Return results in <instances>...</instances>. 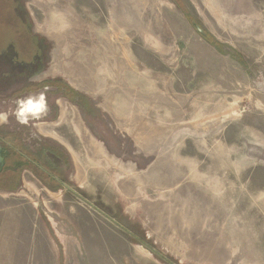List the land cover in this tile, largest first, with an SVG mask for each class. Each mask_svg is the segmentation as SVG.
<instances>
[{"label":"rangeland","instance_id":"rangeland-1","mask_svg":"<svg viewBox=\"0 0 264 264\" xmlns=\"http://www.w3.org/2000/svg\"><path fill=\"white\" fill-rule=\"evenodd\" d=\"M6 13L78 100L47 127L0 88L1 129L56 150L44 165L65 184L0 186V264H264V0H0Z\"/></svg>","mask_w":264,"mask_h":264},{"label":"flooded vegetation","instance_id":"flooded-vegetation-1","mask_svg":"<svg viewBox=\"0 0 264 264\" xmlns=\"http://www.w3.org/2000/svg\"><path fill=\"white\" fill-rule=\"evenodd\" d=\"M7 14H0V88L5 85L3 89H7L10 96L8 97L12 112L16 113L20 119L25 117L27 120H36L41 116L44 120L41 124L47 127L50 123L53 124L48 122V120H52L53 109H56L58 115H61L60 122L65 125L70 121H75L74 115L71 117L72 119L67 118L66 108L62 104L64 101L78 100V94L72 83L61 75L64 72L61 70L59 61L52 60L53 64L50 65L51 59H55V56H52L49 62L46 61V55H44L41 45L42 37L32 36L33 41L27 42L24 39L25 28L21 26L18 30L11 29ZM12 33H21V35L13 37L10 35ZM73 92L75 93L74 98L72 97ZM11 99L13 100L11 101ZM30 99L34 102L40 100L43 105L42 109L37 110L32 105H26L25 102ZM2 121L5 122L4 118ZM26 124L30 123L26 122ZM9 140L15 141L10 142ZM21 142L22 140L15 136L12 130H3L0 127V157L3 159V167L0 171L3 182L0 186L11 189L17 185L19 177L29 171L48 189H54L55 186L64 187L62 179L56 176L54 178L44 165L46 163L49 167L54 168L55 165L51 164L53 160L49 156L53 157L59 153L41 145L37 154H31L23 148ZM63 145L65 149L66 146L68 150L73 149L70 142L66 144L64 141ZM61 161L63 162V159ZM9 171L12 175H5V172Z\"/></svg>","mask_w":264,"mask_h":264},{"label":"bare ground","instance_id":"bare-ground-1","mask_svg":"<svg viewBox=\"0 0 264 264\" xmlns=\"http://www.w3.org/2000/svg\"><path fill=\"white\" fill-rule=\"evenodd\" d=\"M26 103V105H32L34 108H37V110L39 109H42V103H41V101L39 100L38 102H34V101H32L31 99L30 100H28V101H26L25 102ZM100 149V148H99ZM129 169V168H128ZM132 171H130L129 173H131ZM132 174V173H131ZM135 175V174H134ZM137 175V174H136ZM128 176H130V175H128ZM132 177V176H131Z\"/></svg>","mask_w":264,"mask_h":264},{"label":"water","instance_id":"water-1","mask_svg":"<svg viewBox=\"0 0 264 264\" xmlns=\"http://www.w3.org/2000/svg\"><path fill=\"white\" fill-rule=\"evenodd\" d=\"M3 165V159L0 157V171L2 170Z\"/></svg>","mask_w":264,"mask_h":264}]
</instances>
